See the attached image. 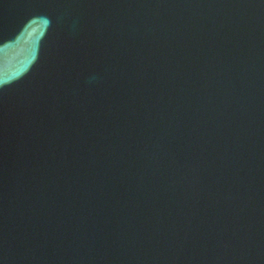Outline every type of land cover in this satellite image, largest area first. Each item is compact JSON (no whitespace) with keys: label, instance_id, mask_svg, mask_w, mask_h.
<instances>
[{"label":"water","instance_id":"water-1","mask_svg":"<svg viewBox=\"0 0 264 264\" xmlns=\"http://www.w3.org/2000/svg\"><path fill=\"white\" fill-rule=\"evenodd\" d=\"M0 264H264V0H0Z\"/></svg>","mask_w":264,"mask_h":264}]
</instances>
